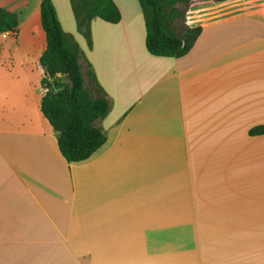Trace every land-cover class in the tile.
<instances>
[{
    "label": "crops",
    "instance_id": "obj_1",
    "mask_svg": "<svg viewBox=\"0 0 264 264\" xmlns=\"http://www.w3.org/2000/svg\"><path fill=\"white\" fill-rule=\"evenodd\" d=\"M52 1L110 102L106 142L62 155L41 111V1L0 0L19 16L0 35V264H264V134H249L264 124V0H193L202 31L179 57L148 52L138 0L94 18L91 45L71 0Z\"/></svg>",
    "mask_w": 264,
    "mask_h": 264
},
{
    "label": "trees",
    "instance_id": "obj_2",
    "mask_svg": "<svg viewBox=\"0 0 264 264\" xmlns=\"http://www.w3.org/2000/svg\"><path fill=\"white\" fill-rule=\"evenodd\" d=\"M41 1V21L47 45L40 57L45 75L41 111L58 132V147L68 162L89 158L106 142V133L98 121L110 110V102L94 70L75 37L66 32L52 0ZM193 0H138L145 22V44L149 53L160 57H179L194 45L202 28L186 23ZM218 1V0H217ZM78 31L91 45V21L100 18L110 23L121 20L114 0H71ZM19 16L0 7V33H16ZM61 75V76H60ZM66 77L67 81L64 80ZM264 134V124L249 130Z\"/></svg>",
    "mask_w": 264,
    "mask_h": 264
},
{
    "label": "built area",
    "instance_id": "obj_3",
    "mask_svg": "<svg viewBox=\"0 0 264 264\" xmlns=\"http://www.w3.org/2000/svg\"><path fill=\"white\" fill-rule=\"evenodd\" d=\"M10 34H15V32H13V31H4V32H1V33H0V35H1L3 38L8 37Z\"/></svg>",
    "mask_w": 264,
    "mask_h": 264
},
{
    "label": "rangeland",
    "instance_id": "obj_4",
    "mask_svg": "<svg viewBox=\"0 0 264 264\" xmlns=\"http://www.w3.org/2000/svg\"><path fill=\"white\" fill-rule=\"evenodd\" d=\"M64 12H66L65 10H64ZM64 80H65V78H64ZM66 81V80H65Z\"/></svg>",
    "mask_w": 264,
    "mask_h": 264
}]
</instances>
